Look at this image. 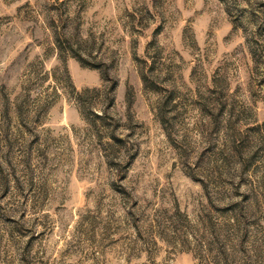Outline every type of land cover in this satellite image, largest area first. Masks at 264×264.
Masks as SVG:
<instances>
[{"label": "rangeland", "instance_id": "rangeland-1", "mask_svg": "<svg viewBox=\"0 0 264 264\" xmlns=\"http://www.w3.org/2000/svg\"><path fill=\"white\" fill-rule=\"evenodd\" d=\"M0 264H264V0H0Z\"/></svg>", "mask_w": 264, "mask_h": 264}, {"label": "trees", "instance_id": "trees-1", "mask_svg": "<svg viewBox=\"0 0 264 264\" xmlns=\"http://www.w3.org/2000/svg\"><path fill=\"white\" fill-rule=\"evenodd\" d=\"M55 41H56L57 45L60 47L61 46L60 45V41L58 40V38L56 37V35H55ZM143 77L145 78L144 73H143ZM117 85H118V82H117V79H116V80H114V82L112 84L113 91L116 89Z\"/></svg>", "mask_w": 264, "mask_h": 264}]
</instances>
